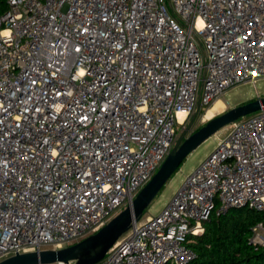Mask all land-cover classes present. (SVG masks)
I'll list each match as a JSON object with an SVG mask.
<instances>
[{
  "label": "built area",
  "instance_id": "built-area-1",
  "mask_svg": "<svg viewBox=\"0 0 264 264\" xmlns=\"http://www.w3.org/2000/svg\"><path fill=\"white\" fill-rule=\"evenodd\" d=\"M261 78L264 0H7L0 261L96 232L154 176L198 107ZM230 126L162 211L96 264H188L213 213L264 212V109ZM251 242L264 245V219Z\"/></svg>",
  "mask_w": 264,
  "mask_h": 264
},
{
  "label": "water",
  "instance_id": "water-1",
  "mask_svg": "<svg viewBox=\"0 0 264 264\" xmlns=\"http://www.w3.org/2000/svg\"><path fill=\"white\" fill-rule=\"evenodd\" d=\"M261 109H264V97L249 100L210 118L187 137L182 134L161 167L141 188L132 202L96 232L61 248L17 253L1 260L0 264H54L56 262L96 264L100 262L118 238L142 217L163 186L194 149L222 127ZM198 111L199 107L192 114L190 124Z\"/></svg>",
  "mask_w": 264,
  "mask_h": 264
},
{
  "label": "trees",
  "instance_id": "trees-1",
  "mask_svg": "<svg viewBox=\"0 0 264 264\" xmlns=\"http://www.w3.org/2000/svg\"><path fill=\"white\" fill-rule=\"evenodd\" d=\"M6 9L7 0H0V15ZM262 219L264 212L250 207L213 213L202 235L188 244L196 253L188 264H264V245L251 242L252 227Z\"/></svg>",
  "mask_w": 264,
  "mask_h": 264
},
{
  "label": "rangeland",
  "instance_id": "rangeland-1",
  "mask_svg": "<svg viewBox=\"0 0 264 264\" xmlns=\"http://www.w3.org/2000/svg\"><path fill=\"white\" fill-rule=\"evenodd\" d=\"M259 97H264V78L257 80L256 84L245 82L228 88L220 97V99L224 101L223 108L221 110H215L212 113L208 110L209 107L199 109L191 124L190 120L192 115L189 116L184 124L178 128L176 141L182 134H184V137H187L189 134L199 129L210 118L217 116L232 107ZM230 132L231 126L228 124L219 129L215 134L207 138L196 149H194L163 186L161 191L148 206L141 219H144V217L149 214L152 216L158 215L182 186L186 177L206 160L218 143L224 140Z\"/></svg>",
  "mask_w": 264,
  "mask_h": 264
},
{
  "label": "bare ground",
  "instance_id": "bare-ground-1",
  "mask_svg": "<svg viewBox=\"0 0 264 264\" xmlns=\"http://www.w3.org/2000/svg\"><path fill=\"white\" fill-rule=\"evenodd\" d=\"M223 106H224V101H223L222 99H220V98H217V99L214 101L213 105L210 106V107L208 108V110H210V113H212V112H214L215 110H221V109L223 108ZM182 117H183V115H182ZM182 117L180 116V118H182ZM144 214H145V213H144ZM144 214L142 215V217L144 216ZM150 216H151V214H149V215H147L146 217H144V219H141V218H142V217H141V218H140V219H139V220H138L133 226H131L126 232H124V233L118 238V240L116 241V243L119 242V241H121L122 239H124V238L130 236V235L135 231V229H136L137 227L146 224V222H147V220H149Z\"/></svg>",
  "mask_w": 264,
  "mask_h": 264
},
{
  "label": "clouds",
  "instance_id": "clouds-1",
  "mask_svg": "<svg viewBox=\"0 0 264 264\" xmlns=\"http://www.w3.org/2000/svg\"><path fill=\"white\" fill-rule=\"evenodd\" d=\"M197 27H203V20L201 19L197 25ZM183 113H180V116L182 117ZM182 122V121H180Z\"/></svg>",
  "mask_w": 264,
  "mask_h": 264
}]
</instances>
